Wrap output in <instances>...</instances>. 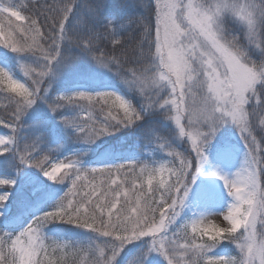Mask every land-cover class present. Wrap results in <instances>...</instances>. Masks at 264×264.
I'll use <instances>...</instances> for the list:
<instances>
[{
    "label": "snow or ice",
    "instance_id": "obj_1",
    "mask_svg": "<svg viewBox=\"0 0 264 264\" xmlns=\"http://www.w3.org/2000/svg\"><path fill=\"white\" fill-rule=\"evenodd\" d=\"M43 7L0 0V264H264V0Z\"/></svg>",
    "mask_w": 264,
    "mask_h": 264
},
{
    "label": "trees",
    "instance_id": "obj_2",
    "mask_svg": "<svg viewBox=\"0 0 264 264\" xmlns=\"http://www.w3.org/2000/svg\"><path fill=\"white\" fill-rule=\"evenodd\" d=\"M17 5H27V8L23 11L24 15H39L41 23L44 21V16L47 15V11L43 7L46 4H53L55 0H14ZM148 3V0H145ZM144 10L141 8H133L129 10V16L138 17ZM125 43L123 45V51L117 48L113 50L111 43H106L102 45L108 55H119L121 59L127 57L129 60L133 58L134 55H138L139 49L137 41L139 39V29H136L133 25L132 30L125 33ZM115 71V69H114ZM22 75V74H21ZM9 106V100L6 94L0 93V118L8 119L7 108ZM0 178H3L0 176ZM65 190V189H64ZM259 228V227H258ZM231 247V246H230Z\"/></svg>",
    "mask_w": 264,
    "mask_h": 264
},
{
    "label": "rangeland",
    "instance_id": "obj_3",
    "mask_svg": "<svg viewBox=\"0 0 264 264\" xmlns=\"http://www.w3.org/2000/svg\"><path fill=\"white\" fill-rule=\"evenodd\" d=\"M3 3H8L9 0H2ZM7 132V129H4L2 125H0V134H3ZM65 191H67V189L65 188ZM227 213V207H225L223 209V212L215 215V216H209L207 217V221L206 222H210V223H215L218 224L220 226H224L227 222L223 220V215ZM258 227V226H257ZM48 243H51V241H49ZM230 247V246H229ZM233 247V246H231ZM231 255H235V251L230 253ZM61 254L57 253V257H59ZM82 257L81 256H68L66 258V264H80ZM200 264H204V261H201Z\"/></svg>",
    "mask_w": 264,
    "mask_h": 264
}]
</instances>
